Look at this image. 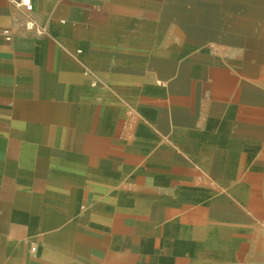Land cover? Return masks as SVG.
<instances>
[{"label": "crops", "instance_id": "1", "mask_svg": "<svg viewBox=\"0 0 264 264\" xmlns=\"http://www.w3.org/2000/svg\"><path fill=\"white\" fill-rule=\"evenodd\" d=\"M20 1L0 0V264H264V87L240 70L217 96L232 72L188 5Z\"/></svg>", "mask_w": 264, "mask_h": 264}, {"label": "bare ground", "instance_id": "2", "mask_svg": "<svg viewBox=\"0 0 264 264\" xmlns=\"http://www.w3.org/2000/svg\"><path fill=\"white\" fill-rule=\"evenodd\" d=\"M176 3L178 7L196 5L194 11H177L182 21L200 27L199 35L207 34L211 37H218L221 32L220 13L232 15L235 5L239 4L242 11L228 29V34L234 39L238 36V43L233 42L235 45L246 49L247 46L251 47L250 53L247 50L235 51L242 57L241 73L246 89H252V85L264 87V0H176ZM246 34L251 36L248 43L243 42V38L240 40V35Z\"/></svg>", "mask_w": 264, "mask_h": 264}, {"label": "rangeland", "instance_id": "3", "mask_svg": "<svg viewBox=\"0 0 264 264\" xmlns=\"http://www.w3.org/2000/svg\"><path fill=\"white\" fill-rule=\"evenodd\" d=\"M186 10L194 11L196 9V5H188L185 7ZM241 8L239 7V4L235 5V12L232 15H226L221 14V32L219 33L218 37H211L207 34H200V41H205L204 43L200 42L199 44V53H207L211 52L214 54V65L215 70H225L230 69L232 72V76H224L220 74L216 76L214 83V88L217 96L221 97L224 100H234V97L232 96L233 88L234 86H237L242 82L240 78V70L242 69V61L240 54L236 53L235 51H242L247 50L249 53L251 52V47H239L235 45V43L238 41L237 37L236 39L231 38V36L228 34V29L232 27V23H234L235 19L240 15ZM200 30V27L198 29V32ZM227 31V32H226ZM226 32V33H225ZM238 34V33H237ZM240 40L243 38V42H249L251 40V36L249 34L240 35ZM209 42V45L207 46L206 39ZM250 38V39H249ZM205 39V40H204ZM235 42V43H233ZM238 43V42H237ZM234 72V73H233ZM235 75V76H234ZM226 82L224 86L231 85V93H229L226 88L224 89L222 83ZM244 82V81H243ZM242 84V83H241ZM264 101V99H263Z\"/></svg>", "mask_w": 264, "mask_h": 264}, {"label": "built area", "instance_id": "4", "mask_svg": "<svg viewBox=\"0 0 264 264\" xmlns=\"http://www.w3.org/2000/svg\"><path fill=\"white\" fill-rule=\"evenodd\" d=\"M17 6L23 7L27 12L33 11L32 0H21L19 3H17Z\"/></svg>", "mask_w": 264, "mask_h": 264}]
</instances>
